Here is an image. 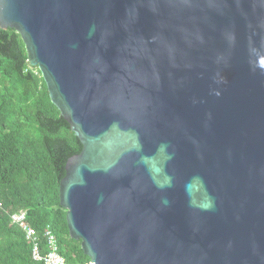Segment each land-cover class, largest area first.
Returning <instances> with one entry per match:
<instances>
[{
  "label": "water",
  "instance_id": "95a60500",
  "mask_svg": "<svg viewBox=\"0 0 264 264\" xmlns=\"http://www.w3.org/2000/svg\"><path fill=\"white\" fill-rule=\"evenodd\" d=\"M81 139L60 186L89 264H264V0H0Z\"/></svg>",
  "mask_w": 264,
  "mask_h": 264
},
{
  "label": "trees",
  "instance_id": "16d2710c",
  "mask_svg": "<svg viewBox=\"0 0 264 264\" xmlns=\"http://www.w3.org/2000/svg\"><path fill=\"white\" fill-rule=\"evenodd\" d=\"M83 143L53 103L39 66L31 65L21 34L0 25V264H44L11 214L26 211L40 235H56L66 264L89 263L71 236L60 186L68 159Z\"/></svg>",
  "mask_w": 264,
  "mask_h": 264
},
{
  "label": "built area",
  "instance_id": "2783aa9c",
  "mask_svg": "<svg viewBox=\"0 0 264 264\" xmlns=\"http://www.w3.org/2000/svg\"><path fill=\"white\" fill-rule=\"evenodd\" d=\"M12 223L21 226L27 239L32 244V255L35 260H42L44 264H66L65 257L61 254L56 235L48 229L45 233L47 251L44 253L43 244L37 230L28 222L25 210L11 214ZM89 264V263H85Z\"/></svg>",
  "mask_w": 264,
  "mask_h": 264
}]
</instances>
